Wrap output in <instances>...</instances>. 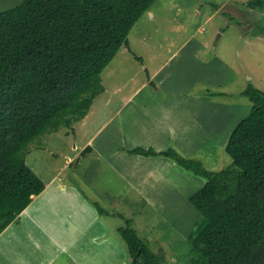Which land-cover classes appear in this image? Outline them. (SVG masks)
I'll list each match as a JSON object with an SVG mask.
<instances>
[{"label":"trees","instance_id":"obj_1","mask_svg":"<svg viewBox=\"0 0 264 264\" xmlns=\"http://www.w3.org/2000/svg\"><path fill=\"white\" fill-rule=\"evenodd\" d=\"M156 1L24 0L0 13V235L45 189L26 164L29 145L87 116L103 70ZM247 6L264 8V0ZM241 95L251 111L229 136L231 167L208 171L172 149L130 151L205 179L188 199L204 220L189 237L188 264H264V92L249 86ZM119 235L129 264H164L130 225Z\"/></svg>","mask_w":264,"mask_h":264},{"label":"crops","instance_id":"obj_2","mask_svg":"<svg viewBox=\"0 0 264 264\" xmlns=\"http://www.w3.org/2000/svg\"><path fill=\"white\" fill-rule=\"evenodd\" d=\"M193 35L188 36L182 44L173 40L161 44L159 48L165 51L161 61L160 54H151L145 48L139 49L138 54L131 43L129 48L123 47L117 53L120 59L116 60L115 56L107 66L112 81L118 77V63L125 64V67L128 63L132 67L138 64V73L141 75L142 71L145 80L137 83L127 97L116 103L106 124L86 136L82 144L74 149L78 148L80 153L87 151V154L98 150V155L100 151H109L122 157L123 160L107 159V163L116 169L120 176L118 182L124 185L115 189L114 182L108 178L106 191L92 196L91 192L72 182L70 177L61 175L73 162L72 157L67 156L55 175L44 180V191L33 196L31 204L0 235V264H56L63 256H67L71 264H117L118 228H112L109 219L103 215L112 219L117 214L112 210H105L106 213L97 211V205L101 207L98 202L100 196L128 199L131 203L135 194L136 200L148 202L149 198H162L167 192L180 193L169 185L167 178L170 181L173 176L179 181L181 177L186 178V184L194 182L201 184L200 187L205 184V179L193 175L194 179L169 158L130 153L136 148L152 149L158 153L172 149L186 158L195 159L192 155L204 151L207 146H216L217 152L225 151L229 136L237 126L229 129L228 125L231 114H236V108L233 107L231 111L230 106L217 101L215 97L218 96L213 95L212 90L223 91V73L226 74L229 69V60L225 59L228 55L214 52L210 43L194 41ZM136 55L142 57L143 62H139ZM148 86L151 88L147 89ZM197 90L203 92L196 93ZM106 92L107 89L103 87L94 101ZM119 92L120 89L114 90L115 94ZM220 94L230 95L227 92ZM94 101L87 116L75 126L80 124L85 127L88 124L96 105ZM113 101L111 96L104 98L103 108H108ZM115 117L119 119L116 124L119 131H114L117 138L112 139L113 134L110 133L99 141L96 148L94 142L100 132ZM124 141L130 145L126 147ZM200 159H203L202 155ZM137 167L142 170H137ZM167 172L171 176H167ZM106 206L108 209L109 205ZM44 240L51 241V245L54 241V253L40 260L34 259L29 252L20 256L17 249H35Z\"/></svg>","mask_w":264,"mask_h":264},{"label":"rangeland","instance_id":"obj_3","mask_svg":"<svg viewBox=\"0 0 264 264\" xmlns=\"http://www.w3.org/2000/svg\"><path fill=\"white\" fill-rule=\"evenodd\" d=\"M249 1L251 0H158L134 25L128 37L135 52L145 48L151 54H160L159 61L164 59L165 55L164 49L159 48L161 44L170 43L172 40L182 44L193 34L194 41L210 43L214 52L228 55L224 57L229 60V69L226 74L223 73L225 76L223 91L214 88L212 92L218 96L215 99L230 106L231 111L233 107L236 108V114H231L229 118V129L235 127L251 111V102L241 93L249 86L264 92V8L251 9L247 6ZM18 2L21 4L23 0H0V13L17 6ZM194 43H191L187 50ZM136 57L139 62H143L142 57L137 55ZM115 59L119 60L120 57L116 56ZM107 68L101 74L102 86L104 85L107 92L94 101L95 108L85 127L80 124L71 128L61 127L57 132L40 136L29 145L26 164L43 182L53 177L69 156L73 162L61 175L70 177L72 182L86 192H91L92 196L106 191L109 179L114 182L115 189L124 185L123 182H118L120 176L116 169H112L107 163V159L123 160L122 157L109 151H100L98 155L96 152L98 150L87 154V151L80 153L78 148L74 149L76 145L79 147L80 143L82 144L86 136L95 133L106 124L116 103L127 97L131 90L137 87V83L145 80L143 72L141 71V75L138 73V64L132 67V64L128 63L125 67V64L118 63L116 81H112ZM150 88L151 86H148L147 89ZM116 89H120V92L115 94ZM199 92L203 91H196ZM225 92L230 95H222L224 97L219 95ZM109 96L114 101L104 109L103 99ZM118 120V117H115L103 128L99 138L94 142L96 148L100 144L99 141L110 133L113 134L112 139L117 138L114 131H119L116 130ZM124 144L126 147L130 145L127 141H124ZM215 147L207 146L204 151L194 153L192 156L199 161L202 155L203 159L199 162L208 171L219 172L231 167V157L225 151L217 152ZM137 170L140 171L142 168L137 167ZM166 174L170 175L168 172ZM189 175L195 179L191 172ZM167 180L172 190H179L180 193L167 192L162 198H149L148 202L136 200L135 194L131 203L128 199L109 198L107 195H102L98 199L104 211L112 210L117 214L112 219L103 214L109 219L112 228H118L117 264H129L131 261L126 244L119 235V229L127 225L136 230L138 236L164 264L189 263V237L201 228L204 220L191 206L188 196L198 191L201 184L194 182L186 184V178L181 177L179 181L176 176L170 180L172 182L168 178ZM106 205H109L108 209ZM44 241L42 243L38 241L35 249L26 247L17 250L21 257L25 256L24 252H29L34 259L40 260L55 251L52 249L54 241L52 245L51 241ZM56 264L71 263L67 256H63Z\"/></svg>","mask_w":264,"mask_h":264}]
</instances>
